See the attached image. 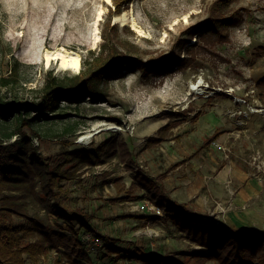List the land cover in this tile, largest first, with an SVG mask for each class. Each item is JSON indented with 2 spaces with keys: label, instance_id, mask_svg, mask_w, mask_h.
Segmentation results:
<instances>
[{
  "label": "rangeland",
  "instance_id": "rangeland-1",
  "mask_svg": "<svg viewBox=\"0 0 264 264\" xmlns=\"http://www.w3.org/2000/svg\"><path fill=\"white\" fill-rule=\"evenodd\" d=\"M215 1L0 0V86L7 81L9 86L2 90L20 100L34 99L50 72L63 77L87 69L105 47L103 35L108 34L110 18L118 28L110 41L128 56L146 62L180 55L190 61L187 67L175 65L146 75L141 69L125 70L108 80L103 100L61 101L55 114L31 128L20 127L14 118L0 119V138L5 144L20 139L24 132L52 166L65 163L69 151L99 147L112 140L124 141L132 157L130 166L119 156L85 166L75 179L61 184L62 205L82 214L101 236L103 246L85 243L84 237L93 232L83 228V246L76 247L82 249L78 257L60 246L41 257L38 264H73L71 260L77 264H140L126 253L116 261L117 254L109 255L114 245L132 253L142 248L147 254L177 257L203 251L175 224V218L185 220L181 213L175 217L166 209L162 216L149 212L146 203L156 205L153 192L139 189L127 199L126 194L118 193L117 180L126 187L141 185L142 180L153 182L168 198L167 208L182 203L190 214H197L196 219H190L192 223L211 221L207 227L224 235L235 236L237 229L264 230V168L259 170L260 165L254 162L258 153L264 161V121L253 122L244 136L240 134L233 114L246 108L226 95L230 89L240 96L256 89L255 105L264 109V87H258L264 77V0H235L231 4L232 9L250 11L240 25L227 31L228 42L205 48L197 46V35L186 41L188 28L205 21ZM117 4L121 13L134 14L147 36L115 22L118 15L112 13ZM97 21L100 39L95 41ZM123 44L129 50L123 49ZM194 45L197 47L191 52ZM59 46L79 53V72L63 70L55 61L47 65L46 50ZM168 124L174 127L159 133ZM112 126L116 129H108ZM90 133L93 136L86 139ZM161 134L164 139L149 141ZM7 135L12 138L7 140ZM223 139L225 143H220ZM221 168L229 169L224 180L218 178ZM37 189L40 191L38 184ZM243 190L247 193L241 196ZM29 212L72 235L56 214L32 207ZM15 222L23 220L15 217ZM189 263L196 264V260ZM203 264L219 263L208 260Z\"/></svg>",
  "mask_w": 264,
  "mask_h": 264
},
{
  "label": "trees",
  "instance_id": "trees-1",
  "mask_svg": "<svg viewBox=\"0 0 264 264\" xmlns=\"http://www.w3.org/2000/svg\"><path fill=\"white\" fill-rule=\"evenodd\" d=\"M234 1L216 0L212 3L208 18L188 28L186 41L190 42L197 35V46L202 45L205 48L228 42L227 31L240 25L245 13L250 11L245 8L232 9L230 6ZM116 9L112 14L119 15L120 4L116 5ZM106 27L108 34L103 35L105 47L88 67L85 65L88 58L85 59L84 65L87 69L80 74L63 77L53 75V72L48 73L44 86L34 99L24 101L12 97L8 90H2V87L9 86V83L4 81L0 86V119L9 121L14 118L20 122V127L31 128L35 123L55 114L61 108V101L73 103L85 98L92 102L103 100L106 97L108 80L125 70L141 69L146 75L150 71L170 69L175 65L187 67L190 64V61L182 59L180 55H168L158 61L150 59L146 62L128 56L120 51L121 47L117 43L110 41L111 36L118 31V28L111 24V18ZM127 29L129 30L128 27ZM197 46L194 45L191 52H194ZM122 48L129 50L126 44H123ZM221 60L225 61L222 57ZM258 87L263 89L264 77L258 81ZM173 125H166L159 133L173 128ZM164 136L165 134H161L149 141L158 142L164 139ZM5 138L10 140L12 135ZM118 149L121 150L120 153L117 152ZM66 156L65 163L52 166L26 133L22 132L20 139L9 144H5V140L0 138V264H38L41 257L54 249H59L60 246L78 257L82 253V249L77 248L83 246V228L89 229L95 235L98 234L85 221L82 214L70 212L62 205L59 200L63 195L61 184L75 179L85 166L104 164L114 157L119 156L130 166L132 159L130 152L124 141L112 140L102 143L99 147L91 146L89 149L69 151ZM74 162L75 166L67 167V164ZM116 183L118 193L126 194L127 199L139 189H145L153 192V202L166 209L167 214L171 213L177 217L184 209L181 203H174L172 209L167 208L168 198L164 197L161 187L151 181L142 180L141 185L132 184L130 187H126L119 180ZM30 207L56 214L66 222L65 230L72 235L54 229L36 214L31 215ZM15 217L22 219L23 222L17 224ZM196 217L197 214L188 212L184 221L174 219L180 230L186 232L203 250L193 253L191 257L189 254H183L181 257L147 254L142 248L132 253L115 245L109 248V255L117 254L115 256L118 261L123 258V253H126L132 255L130 257H135L140 264H190L191 260H196V264L197 262L203 264L208 260H216L219 264H264V230L237 229L234 231L235 236L224 235L221 230L207 227V223L213 224L211 221L207 220L204 224L192 223L190 219ZM78 224L80 228H76ZM253 235H258L262 239L254 238ZM71 262L77 264L76 261Z\"/></svg>",
  "mask_w": 264,
  "mask_h": 264
},
{
  "label": "bare ground",
  "instance_id": "bare-ground-1",
  "mask_svg": "<svg viewBox=\"0 0 264 264\" xmlns=\"http://www.w3.org/2000/svg\"><path fill=\"white\" fill-rule=\"evenodd\" d=\"M107 2H111V0H106ZM102 17V10L98 15V21ZM98 21L95 26L94 38L95 41L100 39L99 37V28ZM115 22L121 24V26L129 25L134 31H136L141 36H147V32L144 28L138 23L134 14L129 11H123L121 14L115 17ZM45 59L47 65L51 64L53 61L58 62L60 64L61 69L66 71H74L79 72L81 69V57L79 53L75 51L68 50L64 46H59L54 50H46ZM110 130H115L116 126L109 127ZM93 134H87L85 136L86 139L91 138Z\"/></svg>",
  "mask_w": 264,
  "mask_h": 264
},
{
  "label": "built area",
  "instance_id": "built-area-1",
  "mask_svg": "<svg viewBox=\"0 0 264 264\" xmlns=\"http://www.w3.org/2000/svg\"><path fill=\"white\" fill-rule=\"evenodd\" d=\"M226 94L231 96L237 105L243 106L246 109L237 111L233 114V117L236 118V125L239 128H243L250 120V116L254 114H262L264 113V109L260 106L255 105L256 103V89H251L245 95H237L234 89H230L226 91ZM220 148H223L221 144H217ZM254 162L260 165L259 170L264 168V161H262L261 155L258 153L254 156ZM146 208L149 212L156 215H163V210L161 207L157 205H153L150 202L146 203ZM181 216L185 218L186 213H181ZM180 216V217H181ZM84 242H88L93 245L95 248H99L103 246V242L101 236L99 234L87 235L84 237Z\"/></svg>",
  "mask_w": 264,
  "mask_h": 264
},
{
  "label": "crops",
  "instance_id": "crops-1",
  "mask_svg": "<svg viewBox=\"0 0 264 264\" xmlns=\"http://www.w3.org/2000/svg\"><path fill=\"white\" fill-rule=\"evenodd\" d=\"M227 95V94H226ZM227 96H229V95H227ZM231 97V96H230ZM236 104V103H235ZM237 105V104H236ZM237 106H239V107H243V106H240V105H237ZM243 108H245V107H243ZM264 121V113H262V114H254V115H251L250 116V120H248V123L246 124V126H244L243 128H239V129H241V133L240 134H243V136L247 133V131H246V129L253 123V122H255V121ZM238 128V127H237ZM231 136H233L234 137V134L232 133V135ZM214 137H216V136H214ZM232 138V137H231ZM234 139H235V141H237L239 138H236V137H234ZM223 141H225L224 139L220 142V143H225V142H223ZM228 174H229V169L228 168H224V169H219V176H218V178H219V180H224V179H226V177L228 176ZM247 193V190H243L242 191V193H241V196H244L245 194ZM182 204V203H181ZM183 212L184 213H187L188 211H186L185 209H183Z\"/></svg>",
  "mask_w": 264,
  "mask_h": 264
}]
</instances>
